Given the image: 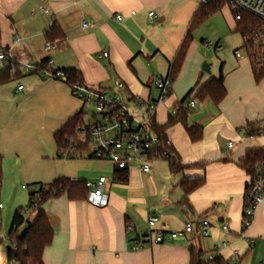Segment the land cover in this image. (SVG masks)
<instances>
[{
	"label": "crops",
	"instance_id": "obj_1",
	"mask_svg": "<svg viewBox=\"0 0 264 264\" xmlns=\"http://www.w3.org/2000/svg\"><path fill=\"white\" fill-rule=\"evenodd\" d=\"M201 7L202 0H0V45L17 64L38 66L50 60L51 72L79 70L89 89L119 80L132 100L157 102L160 93L153 83L171 72ZM150 13L154 17H149ZM217 16L236 33L237 22L229 7L209 20ZM83 22L87 29H82ZM196 32L172 92L155 116L156 125H166L177 116L178 104L192 92L189 101L196 106L184 104L186 114L168 127L165 135L182 165L197 166L176 174L163 160L153 162L151 173L145 175L137 169L115 174L112 164L85 156L63 159L54 136L83 113L86 105L73 96L65 81L23 72L14 75L9 58L0 60L4 183L9 180L17 188L32 189L60 178L90 182L104 176L109 180L106 208H94L86 200L70 202L66 196L43 205L54 229L43 264H189L191 246L201 249L206 261L213 255L221 264H264V201L251 227L243 232L245 194L251 180L240 168L248 151L264 149V99L254 96L249 105L241 107V96L233 100L235 93L225 75L227 97L220 105L195 99L217 78L211 64L210 73L202 69L209 61L204 50L210 49L204 47L205 41L199 43ZM52 33L61 37L52 40ZM48 42L56 45L50 53L44 51ZM216 45L221 46V39ZM104 53L108 54L105 58ZM235 58L238 66L234 74L244 76L245 88L251 94L256 92L259 85L249 59ZM222 66L224 74L222 63L219 75ZM245 88L237 94L243 95ZM193 126L203 128L202 140L196 143L187 132ZM250 130L260 135L252 136ZM229 142L234 147L226 150ZM185 180L204 181L187 204H183L181 188ZM150 214L159 218L158 230L179 231L188 222L207 220L209 236H192L188 245L167 243L133 252L131 245L137 234L146 230ZM225 222L228 233L222 229ZM128 226L134 232H128ZM234 251L238 257L233 256Z\"/></svg>",
	"mask_w": 264,
	"mask_h": 264
},
{
	"label": "built area",
	"instance_id": "obj_2",
	"mask_svg": "<svg viewBox=\"0 0 264 264\" xmlns=\"http://www.w3.org/2000/svg\"><path fill=\"white\" fill-rule=\"evenodd\" d=\"M234 20L241 21L242 14L246 13L257 18L260 24L253 28L249 34L244 36V55L239 50L234 55L239 58H247L254 64L256 70L264 68V0H228ZM208 0H202L206 4ZM45 14L48 11L41 8ZM132 12V15H135ZM149 17H154L150 13ZM121 20V17H117ZM88 25L83 22L82 29H87ZM207 49L221 50L222 46L211 43L203 44ZM56 48L54 43H46L44 51L50 53ZM104 53L102 57H107ZM9 58L11 61V72L37 74L43 79L63 80L62 73L51 72V61H47L46 67L30 64H17L13 61L9 53H0V60ZM65 81V80H63ZM153 86L159 91L160 98L157 102L143 103L132 100L126 95V86L121 81H115L110 90L89 89L83 84H79L72 89L74 97L83 102L84 105H93L95 108V120L91 123L84 122L79 125L73 137L68 140V147L60 153L63 159H74L78 156L91 157L93 160L108 162L113 165L115 174L127 173L131 169H137L142 174H150L152 163L158 160L168 161L173 157L170 148L172 145L155 131L153 124L158 110V106L168 98L172 92L173 81L171 72L166 77L158 78ZM23 90V86L18 88ZM188 108H194L195 102L188 101ZM134 107V109L132 108ZM261 134H264L262 132ZM253 136V135H252ZM234 143L229 142L226 150H231ZM89 190L87 203L98 209H103L109 205V180L102 176L96 181L86 183ZM29 190L27 187H23ZM264 201V179L258 175L256 181L250 185L245 194V206L242 217L243 232L248 230L253 221L258 207ZM3 205L0 204V210ZM159 218L155 215H148L147 228L137 234L136 240L131 245V251L137 252L146 246L153 247L167 243H184L192 236L203 238L209 236L211 225L207 220L188 222L182 230H158ZM225 233L229 232L228 223H223ZM134 228L127 227L128 232H134ZM234 257H238V252H233ZM208 260L214 262L213 255ZM10 264H15L14 262ZM215 264V263H213Z\"/></svg>",
	"mask_w": 264,
	"mask_h": 264
},
{
	"label": "trees",
	"instance_id": "obj_3",
	"mask_svg": "<svg viewBox=\"0 0 264 264\" xmlns=\"http://www.w3.org/2000/svg\"><path fill=\"white\" fill-rule=\"evenodd\" d=\"M228 0H208L193 18L187 37L182 43L177 56L171 66V77L174 82L181 72L183 63L187 56L191 38L193 33L198 30L209 18L219 12L222 8L228 7ZM260 24L259 20L249 14L243 13L242 20L237 21L236 33H239L243 38L250 33L253 28ZM61 37L57 33H52L50 37L52 40ZM1 38V31H0ZM0 45V52H6ZM47 61L38 65L43 69L46 67ZM254 79L259 84L264 79V68L256 70L254 64L251 63ZM62 79L73 89L79 84H83V77L79 70L71 68L61 71ZM192 92H190L179 104L177 116L171 117L164 126L153 124L155 131L167 142L165 131L168 127L176 123L179 118L186 114L183 108L184 104L189 101ZM227 97V90L224 85L223 66L218 78L212 79L206 86H204L197 94L195 99L199 101L208 100L214 105H220ZM85 120V113H80L72 120H70L61 130H59L54 138L59 153L63 152L68 147V140L73 137L76 128L83 124ZM188 136L191 142L196 143L202 140L203 128L200 126H193L187 128ZM250 135L257 136L260 133H255L250 130ZM173 157L168 160L170 170L172 173H182L186 169L196 167L197 165H182L178 159V155L174 149L170 148ZM60 155V154H59ZM91 159V157H86ZM240 168L250 178V184L246 188V192L250 185L256 181L258 175L264 179V149H254L246 153L245 158L240 162ZM3 183V159L0 157V190ZM87 182L69 180L60 178L49 184H37L29 189L28 204L25 208H19L13 217L10 230L8 232L9 240L12 246L6 252V260L8 264L14 262L16 264H43V255L45 250L52 245L54 239V229L48 214L42 209L43 205L50 200L58 199L66 196L70 202H79L87 200L89 190L86 185ZM204 185V181L199 180H185L181 184L184 194L183 204H187L189 196L200 189ZM34 213L35 217L32 221L26 219L24 213ZM23 228V230H21ZM190 260L189 264H221L219 260L211 262L204 260V252L197 246L189 248Z\"/></svg>",
	"mask_w": 264,
	"mask_h": 264
},
{
	"label": "rangeland",
	"instance_id": "obj_4",
	"mask_svg": "<svg viewBox=\"0 0 264 264\" xmlns=\"http://www.w3.org/2000/svg\"><path fill=\"white\" fill-rule=\"evenodd\" d=\"M196 33L195 35H197L199 43L205 41L206 43L216 45V42L221 39V50L217 51L210 49L204 51L209 55L207 64H211V67L214 68L217 78L219 76V67L224 63V75L226 79L228 78V82L235 93V96H233L234 101L237 100L238 96H241V100L243 101L241 107L244 108L246 104L249 105L252 102L254 96L256 99L258 98L257 100L264 99V80L258 84V90L251 94V92L245 88L247 81L244 79V76H236L234 74L238 66V60L235 58L233 52L238 49L242 55L245 53L243 50V39L239 33H235L232 29H229L224 20L219 16L204 23ZM243 87L246 89H243L242 93L244 94L238 95L237 92L239 89L242 90ZM100 90L101 89H99L98 92H100ZM232 94L231 92V97ZM132 108L134 109V107ZM84 113L86 123H91L95 120L96 112L93 105H86ZM28 189H30V187H28ZM28 194L29 190H23L21 187L17 188V186L9 180L4 183L3 179L2 188L0 190V202L4 207L0 212V264H8L6 252L12 246L8 237V232L15 212L19 208H25L27 206L29 199ZM24 215L29 221L33 220L34 213H24ZM21 230H23V228ZM185 243L188 245L190 242L186 241Z\"/></svg>",
	"mask_w": 264,
	"mask_h": 264
},
{
	"label": "water",
	"instance_id": "obj_5",
	"mask_svg": "<svg viewBox=\"0 0 264 264\" xmlns=\"http://www.w3.org/2000/svg\"><path fill=\"white\" fill-rule=\"evenodd\" d=\"M202 69H203L204 72L210 73L209 65H207V64L203 65ZM113 86H114V82L109 81V82L103 83L100 88H101V90H110ZM178 244L179 245H183L184 242L180 241V242H178Z\"/></svg>",
	"mask_w": 264,
	"mask_h": 264
}]
</instances>
